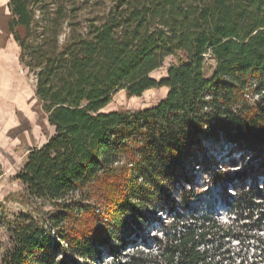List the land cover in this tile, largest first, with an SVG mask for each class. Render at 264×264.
Here are the masks:
<instances>
[{
	"label": "trees",
	"instance_id": "16d2710c",
	"mask_svg": "<svg viewBox=\"0 0 264 264\" xmlns=\"http://www.w3.org/2000/svg\"><path fill=\"white\" fill-rule=\"evenodd\" d=\"M9 8L20 62L37 75L54 132L17 176L25 210L9 217L0 205L9 235L0 264L115 259L156 213L167 242L153 237L159 247L148 258L142 238L123 264H215L203 244L224 226L194 215L180 232L162 217L181 222L175 207L190 209L198 173L237 207L264 200V0H115L88 23L72 0ZM170 57L166 78H153ZM159 88L168 94L156 106L106 111L120 91ZM239 162L233 174L221 170Z\"/></svg>",
	"mask_w": 264,
	"mask_h": 264
},
{
	"label": "rangeland",
	"instance_id": "374dc122",
	"mask_svg": "<svg viewBox=\"0 0 264 264\" xmlns=\"http://www.w3.org/2000/svg\"><path fill=\"white\" fill-rule=\"evenodd\" d=\"M72 1L82 7L79 17L83 22L88 23L89 20L96 16H102L105 7L113 4L115 0ZM20 27L17 28V32L21 38L25 39L28 34L27 29ZM66 32L67 30H64L61 36L62 42L66 39ZM174 62L171 57L167 58L164 66L152 74L153 78L159 81L166 78L167 69ZM213 69L214 62L208 59L206 62V75L208 77L212 76ZM21 75L26 88L24 106L26 128H19L16 133L1 135L0 137V205L3 204L4 211L9 217L13 213L25 210V207L20 203L24 186L17 176L26 162L29 151L48 142L54 132L48 116L43 110L42 102L36 95L37 75L24 66H22ZM167 94V88L149 90L142 97H131L126 91H120L115 95L106 111L120 109L139 110L153 107L165 99ZM229 151H225L227 162L233 158ZM236 158L238 159L239 156L237 155ZM242 166L241 162L236 167L232 164H227L221 170L233 174L238 169H241ZM196 177L197 187L195 188L194 196L188 199L190 209H183L184 203L181 200L179 201L181 207H177V205L175 207L177 213L183 216L181 222H174L171 215L168 219L163 215V220L173 226L179 224L178 229L181 232L183 224L191 222L192 216L195 215L199 219L208 216L210 220H215L225 227L222 230H214V233L208 237V241L203 244L215 264H264V200H254L258 206L242 205L237 207L233 204L235 199L225 198L222 187L220 185L214 186L210 182L208 175L198 173ZM259 184H261L260 188H264V179H261ZM228 193L234 194L235 190L230 186ZM150 216H152L151 218L154 221L149 223L145 233H138V235L131 237L129 244L125 246L121 254L115 259L113 257L104 258L102 261L95 263L91 259H79L77 264H106L109 260H113L112 264H123L129 261L128 254L137 255L136 252L140 248L139 245H141L142 238H147L146 249L151 250L148 256V258H151V255L156 254L159 247L153 244V237H160L164 243L167 242V239L165 231L161 228V223L157 221L159 214L156 213L154 218L153 215ZM229 226H233L231 233L226 230ZM0 241L3 245H8L9 235L6 229L0 230ZM143 251L145 250L143 249Z\"/></svg>",
	"mask_w": 264,
	"mask_h": 264
},
{
	"label": "crops",
	"instance_id": "0c3cea01",
	"mask_svg": "<svg viewBox=\"0 0 264 264\" xmlns=\"http://www.w3.org/2000/svg\"><path fill=\"white\" fill-rule=\"evenodd\" d=\"M9 1L0 0V137L26 128V88L20 47L10 30Z\"/></svg>",
	"mask_w": 264,
	"mask_h": 264
}]
</instances>
